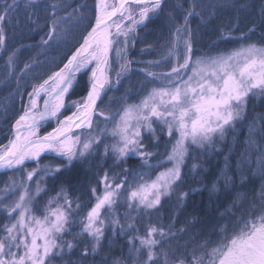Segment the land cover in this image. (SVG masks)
Listing matches in <instances>:
<instances>
[{
    "label": "snow or ice",
    "instance_id": "snow-or-ice-1",
    "mask_svg": "<svg viewBox=\"0 0 264 264\" xmlns=\"http://www.w3.org/2000/svg\"><path fill=\"white\" fill-rule=\"evenodd\" d=\"M156 21V58L130 55ZM54 46L43 74L22 59ZM0 57V264H264V115L239 164L185 190L264 98V0H0Z\"/></svg>",
    "mask_w": 264,
    "mask_h": 264
},
{
    "label": "trees",
    "instance_id": "trees-1",
    "mask_svg": "<svg viewBox=\"0 0 264 264\" xmlns=\"http://www.w3.org/2000/svg\"><path fill=\"white\" fill-rule=\"evenodd\" d=\"M197 22H198L197 20L193 21V27L196 26ZM164 32H165V29L162 27L161 21H156L155 23L149 24L147 29L140 32L139 34L140 40L137 41L136 48L131 49L132 56L137 57L139 59H145V60L153 59L152 56L155 55L154 53L152 55L145 54L142 57L140 56L139 49L144 46L140 41H148V42L153 43V45H155L157 41L162 43L163 41L160 39V37L162 36ZM20 42L21 41H16L14 43L18 45ZM22 42L25 44L34 43L33 40H24ZM235 45H236L235 43H220L218 48L220 51H228ZM65 48H67V46H61L59 48H52V49H49L46 54L43 53L39 48L21 49L22 59L27 60L31 57H36L39 61H41L43 65V66L37 67V72L40 74H43L48 70V68L53 67L56 63H59V61L63 58L61 57V55H62V51ZM205 50L206 51L211 50L213 53L217 51L216 48H212V49L205 48ZM133 67H136V65H133ZM3 75H4V60L1 57L0 58V79L3 78ZM121 92L123 93V90ZM8 95L9 93L8 91L4 89L3 84H0V106H3L6 103L5 97H7ZM77 98L78 97H73V99H77ZM260 102H262L261 105H260ZM249 113L250 114H249V118L247 121L248 126L251 123L253 118H258L259 116L264 115V98H262L261 101L255 100L254 103L250 104ZM257 123L259 124V121H257ZM240 131L242 132V137L240 138V140L237 139L235 135H230L225 141L219 142L221 149L216 155H213L211 157H208L209 155H207L206 158L205 157L201 158L203 162L201 169H203L204 171L201 173L200 176H196V177L189 176L188 181L185 185V190H188L190 187L202 188L204 185L200 183L201 180H203L204 184H207L208 182L214 180L221 173L222 170H227L226 163H225V157H227V163L229 165L239 164V162L241 161L243 157V153L247 145L246 137L248 136V133H249L248 128L245 130L241 129ZM0 139H2V136H0ZM241 139H244V140H241ZM164 150L165 149L162 146L158 151L162 154ZM160 159H163L162 155ZM42 160L44 161L45 164L54 163V161H52L51 159L44 160V158H42ZM151 162H157V158L154 157ZM140 165H141V162L138 158H132L128 162L129 169L139 170ZM4 179H5V176L3 174H0V181L1 180L3 181ZM253 180H254L253 187L255 188V190H258L260 187L261 181L259 180L258 177H253ZM242 191L246 194L249 192L248 189H244ZM207 200H208L207 191L203 193H195L193 194V197H192V201L194 203H199V202L206 203ZM219 202L224 204L225 207L231 203L230 201L226 202L223 196L219 197ZM220 211L223 212L224 207H222ZM165 215H167V213H165ZM215 215H217V218H220L219 214H215ZM194 231H200V228H197Z\"/></svg>",
    "mask_w": 264,
    "mask_h": 264
},
{
    "label": "rangeland",
    "instance_id": "rangeland-1",
    "mask_svg": "<svg viewBox=\"0 0 264 264\" xmlns=\"http://www.w3.org/2000/svg\"><path fill=\"white\" fill-rule=\"evenodd\" d=\"M237 45H235V46H233L232 48H234V47H236ZM53 48H59V47H53ZM231 48V49H232ZM230 49V50H231ZM131 49H130V55H132V53H131ZM66 52H67V48H65L63 51H62V55H61V57H63L65 54H66ZM155 54V53H154ZM153 57V59L154 58H156V54L154 55V56H152ZM1 58V57H0ZM122 91V90H121ZM120 90H118V91H116L115 93H112V94H110V96H112L113 97V100H112V103L115 105L116 104V100H118V98L120 97V96H122L123 95V93L121 92ZM255 100H259V101H261L262 100V98H257V99H255ZM261 103L262 102H260V105H261ZM53 127L55 126L54 125V123H53V125H52ZM248 128V123L247 122H245V123H243V124H241L240 126H238L237 127V129H236V131H235V137L237 138V139H239L240 140V138L242 137V132L240 131L241 129H243V130H245V129H247ZM47 130H51V128H48ZM42 131H43V129H42ZM248 135H249V133H248ZM247 138H248V136L246 137V143H247ZM241 140H244V139H241ZM217 147L219 148V150L221 149L220 148V145H219V142H218V145H217ZM164 148V147H163ZM219 151H217V152H209L208 153V157H211V156H213V155H216L217 153H218ZM163 154V153H162ZM43 158V157H42ZM203 158V157H202ZM152 163H157V162H152ZM198 163H200V165L202 166L203 164V162H202V160L200 159L199 161H198ZM240 163V162H239ZM126 167H128V164L126 165ZM162 170V169H161ZM117 171H119L118 169H117ZM198 171H199V169H198ZM206 171V170H205ZM194 177V176H193ZM5 179H6V177H5ZM4 179V180H5ZM2 181V180H1ZM257 191V193L259 192V189L258 190H256ZM121 211H123V209H121Z\"/></svg>",
    "mask_w": 264,
    "mask_h": 264
}]
</instances>
